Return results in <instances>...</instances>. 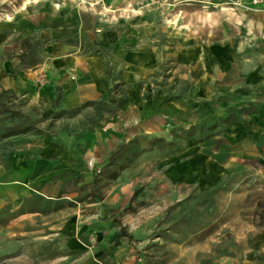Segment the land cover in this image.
I'll return each instance as SVG.
<instances>
[{
	"label": "rangeland",
	"instance_id": "374dc122",
	"mask_svg": "<svg viewBox=\"0 0 264 264\" xmlns=\"http://www.w3.org/2000/svg\"><path fill=\"white\" fill-rule=\"evenodd\" d=\"M250 1L264 8V0ZM186 2L196 13L188 27L203 23L200 7L253 10L232 0H174L176 14L158 18V42L175 45L181 38L187 26L179 6ZM5 3L0 0V264H103L106 251L122 252L126 264H248L252 250L261 260L260 164L247 167L240 144L245 114L235 119L228 107L244 106L246 94L262 88L242 60L250 45L220 43L204 51V65L196 49L188 60L181 53L165 58L162 45L156 76L140 82L138 97H127L115 81L110 97L69 109L58 103L56 87L55 110L43 119L24 111L20 88L4 80L45 58L42 39L8 16ZM247 34L237 29L221 40L248 42ZM229 58L243 63L236 81L224 76L218 83L211 74L232 71ZM43 71L36 72L38 84L45 82ZM131 105L141 109L139 120L116 129L120 109ZM114 151L122 163L111 172L106 163Z\"/></svg>",
	"mask_w": 264,
	"mask_h": 264
},
{
	"label": "crops",
	"instance_id": "0c3cea01",
	"mask_svg": "<svg viewBox=\"0 0 264 264\" xmlns=\"http://www.w3.org/2000/svg\"><path fill=\"white\" fill-rule=\"evenodd\" d=\"M173 2L174 0H6L9 6L5 3L4 12H10L8 16L12 18L23 20L29 33L35 32L42 39L45 58L42 62L28 65L29 68L24 69L18 77L16 75L15 80L11 77L4 80L6 84L20 88L26 100L22 106L24 111L33 117L43 114L42 118L45 119L55 110L52 100L56 97V87L60 88L58 103L69 109L88 100L110 97V88L115 81H119L122 89L126 86L129 90L127 97H138L140 82L145 78L153 80L156 76L158 51L162 45L166 50H162L161 56L165 58L175 55L176 58L181 56L188 60L189 51L196 49L197 61L202 60L200 64L204 65L205 50L220 43H231L235 47L237 42H246L250 45L251 54L242 59L243 63L251 67L248 73L257 76L256 78L260 77L262 88L249 91L245 96L244 106L235 102L230 103L234 106L228 107L233 109L235 119L239 117L236 116L238 112L245 114V140L240 144L245 145L247 167L248 163L254 167L251 162L260 164V178L264 185V8L255 9L250 0H243V5L246 7L247 3V8L253 5V10L231 4L221 5L223 9L207 10L200 7L197 18L202 19L203 23L197 27H188L192 14L196 13L188 12L190 3H183L179 6L183 11L180 21H186L187 28L181 29V38L176 39L175 45L167 41L160 43L157 40V21L158 18H172L173 13L176 14ZM237 29L239 34L248 33L244 36L248 38V42L237 37L233 41L229 38L221 40V34L231 31L236 34ZM160 60L161 57L159 63ZM240 60L229 58L228 64H233V70L226 75L222 74L221 69L215 68L212 78L218 83H221L224 76L228 81H236V67L243 64ZM216 61L219 62L220 59ZM214 66L219 65L216 63ZM41 69L44 70L42 74L45 82L38 84L36 72ZM72 74L74 77H71ZM132 107L120 109L115 120L116 129L137 123L141 109ZM152 117L155 119L156 114ZM94 153H98V150ZM247 252L249 253L245 255L248 264H264V238L260 244L261 260H257L258 252ZM121 254L120 251H106L103 264H126L127 261L122 260Z\"/></svg>",
	"mask_w": 264,
	"mask_h": 264
},
{
	"label": "trees",
	"instance_id": "16d2710c",
	"mask_svg": "<svg viewBox=\"0 0 264 264\" xmlns=\"http://www.w3.org/2000/svg\"><path fill=\"white\" fill-rule=\"evenodd\" d=\"M8 110L11 111V114L14 113V115L24 116V113H23L22 111L18 110V109H15V108H9ZM15 132H17V131H13L12 133H15ZM121 163H122V157H121V155H119V154L117 153V151H114V152L111 154L108 163H106V164H112V168H108V171H111V172H112V171H115L116 168H117ZM103 168H104V167H103ZM105 168H107V165L105 166ZM262 202H264V200H263V201H260V202L258 203V205H261ZM262 206H263V207H262ZM261 207L264 209V203L261 205ZM262 212L264 213V210H263ZM103 214H104L103 216H106V215H107L105 212H103Z\"/></svg>",
	"mask_w": 264,
	"mask_h": 264
},
{
	"label": "built area",
	"instance_id": "2783aa9c",
	"mask_svg": "<svg viewBox=\"0 0 264 264\" xmlns=\"http://www.w3.org/2000/svg\"><path fill=\"white\" fill-rule=\"evenodd\" d=\"M253 1L255 2L256 0H253ZM232 2L235 4H242L243 0H232Z\"/></svg>",
	"mask_w": 264,
	"mask_h": 264
}]
</instances>
